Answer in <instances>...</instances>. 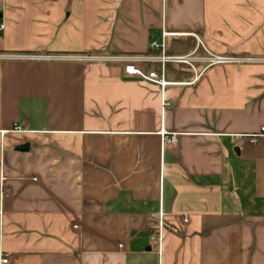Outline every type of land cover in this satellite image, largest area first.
I'll list each match as a JSON object with an SVG mask.
<instances>
[{
  "label": "crops",
  "instance_id": "crops-1",
  "mask_svg": "<svg viewBox=\"0 0 264 264\" xmlns=\"http://www.w3.org/2000/svg\"><path fill=\"white\" fill-rule=\"evenodd\" d=\"M164 33L264 59V0H0V264H264V62L84 60Z\"/></svg>",
  "mask_w": 264,
  "mask_h": 264
},
{
  "label": "built area",
  "instance_id": "built-area-1",
  "mask_svg": "<svg viewBox=\"0 0 264 264\" xmlns=\"http://www.w3.org/2000/svg\"><path fill=\"white\" fill-rule=\"evenodd\" d=\"M171 36L168 33H164L163 42L158 44L156 42L151 43V49L153 54L150 55H138V56H108V57H84L86 61H105L110 63L121 64L123 71L126 75L139 77L144 80L156 83L162 89L171 86L170 82L166 80V69L169 66L174 67H186L194 72V82L202 75V72L214 65H228L250 62H264V59H252L248 57H234L228 55H214L212 54L202 43L201 39L197 35H192L196 40L195 48L182 55H175L168 53V47L166 44V38ZM53 60H57L59 57H51ZM157 69H154L156 68ZM199 67L203 70L200 72ZM167 135V136H166ZM264 135V128L261 129L260 135L252 137L251 142L255 143L257 137ZM164 143L167 145L175 146L177 144V136L169 135L163 132ZM184 222H188L185 218ZM152 241L161 242L162 235L160 233L152 235ZM4 264L8 263V259L2 260Z\"/></svg>",
  "mask_w": 264,
  "mask_h": 264
},
{
  "label": "trees",
  "instance_id": "trees-1",
  "mask_svg": "<svg viewBox=\"0 0 264 264\" xmlns=\"http://www.w3.org/2000/svg\"><path fill=\"white\" fill-rule=\"evenodd\" d=\"M184 46L186 48L181 49V51H183V50L185 51L184 53H187V52L193 50L196 46L195 38L190 37L189 39H187L186 42L184 43ZM168 53L169 54H175L176 52H173L171 49L168 48Z\"/></svg>",
  "mask_w": 264,
  "mask_h": 264
},
{
  "label": "water",
  "instance_id": "water-1",
  "mask_svg": "<svg viewBox=\"0 0 264 264\" xmlns=\"http://www.w3.org/2000/svg\"><path fill=\"white\" fill-rule=\"evenodd\" d=\"M27 147H28V145H27ZM25 148V147H24Z\"/></svg>",
  "mask_w": 264,
  "mask_h": 264
}]
</instances>
